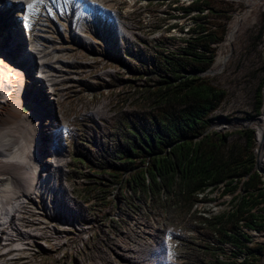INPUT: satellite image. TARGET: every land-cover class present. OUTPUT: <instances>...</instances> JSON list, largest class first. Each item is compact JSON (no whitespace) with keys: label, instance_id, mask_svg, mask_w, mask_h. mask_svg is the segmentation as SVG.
I'll list each match as a JSON object with an SVG mask.
<instances>
[{"label":"rangeland","instance_id":"374dc122","mask_svg":"<svg viewBox=\"0 0 264 264\" xmlns=\"http://www.w3.org/2000/svg\"><path fill=\"white\" fill-rule=\"evenodd\" d=\"M107 1L124 16V28L127 29V39L132 46L139 38L154 41L156 38L183 37L182 30L191 24V19L185 13L172 9L178 5L172 0ZM254 1L259 4L261 0H236L241 8L233 14L227 37L217 54L218 57L222 52L224 60L216 65V57L208 73L229 92L228 100L217 110L223 119L213 125L224 131L249 127L256 130L254 124L241 125V122L255 120L263 115L262 112L255 118H248L249 114H254L255 89L264 78V10L261 3L256 9ZM182 2L187 4L186 0H181L180 4ZM45 7L46 1H42V10L45 11ZM24 8L20 1L0 0V44H5H2V48L5 47L6 52V45L11 40L9 35L17 30ZM249 11L248 18L242 19L232 41L227 44L234 18ZM254 15H257V22L253 25L250 17ZM70 19H73V14ZM37 27L28 31L23 29V32L33 40ZM122 43L124 45L123 40ZM52 48L57 50L56 58L64 61L57 73L60 76L50 90L45 86V78L33 87L29 86L28 80L27 89L31 94L36 93L37 101L40 97L42 99L39 102L41 107L38 105L37 110L40 111L36 140L38 157L48 169H53V165H59L55 169H61V179L55 178V183H51L54 184L51 188L54 192L41 193L44 202L54 201L56 204L48 205L47 210L43 204L34 201L30 207L28 204L19 212L24 229L29 231L30 236L34 235L33 239L29 247L12 251L10 255L17 252L19 255L9 260L3 255L5 244L0 240V264H205L209 257H205V248L198 234L206 230L194 222L196 218L180 220L175 215H167V211L163 214L156 200L135 199L130 191L124 189L121 192V189L103 185L108 182L101 178L89 180L85 175L89 170L85 166L89 164L88 159L78 158L72 153L75 148L64 143L63 128L61 125L54 126L57 125V117L58 121L63 117L70 122V129L77 131L76 134L88 135L107 143V136L116 131L121 122L126 120V115L137 106L133 99L136 93L126 80L131 77L130 73L115 60L116 54L113 55L104 45L102 48L89 47L86 41L81 38L78 41L74 36L69 41L58 40L52 44ZM63 50L65 52L60 53ZM21 64L29 65L26 68L30 72L28 68L32 66L31 62L26 60L25 63L21 61ZM53 91L58 101L54 99ZM52 126L55 132H49ZM20 136L13 138L15 146V143L20 142ZM235 138L239 136L234 135ZM51 143L60 149V156L53 154ZM257 150L258 143L257 162L263 169L264 146L261 156ZM56 160L58 163H55ZM50 172L53 173L52 170ZM261 173L264 175V172ZM1 175L0 179L5 178ZM95 180L103 184L97 185ZM210 194L218 197L215 203L199 206L206 209L208 215L224 211L235 195H222L223 191H220V195L219 192ZM107 201L109 203L105 207L102 203ZM132 204L140 207L133 209L136 213L127 208V205L134 207ZM213 206L218 207L213 209ZM100 208L103 210L100 211ZM49 219L59 221H55L54 227L50 226ZM253 234L256 241H264V232Z\"/></svg>","mask_w":264,"mask_h":264},{"label":"trees","instance_id":"16d2710c","mask_svg":"<svg viewBox=\"0 0 264 264\" xmlns=\"http://www.w3.org/2000/svg\"><path fill=\"white\" fill-rule=\"evenodd\" d=\"M172 1L178 4L174 8L170 3L173 10L191 19L186 36L139 38L141 48L116 51L115 60L131 75L126 80L136 93L135 109L107 136V143L77 131L67 139L78 158L88 159L86 177L108 182L95 180L97 185L156 200L163 214L180 220L196 218L206 230L198 234L209 257L205 264H264V241H256L253 234L264 232V175L256 168V130L213 126L223 119L217 110L229 92L208 74L241 4ZM263 90L264 78L255 89L254 114L248 118L263 112ZM210 186L219 195H235L230 209L205 218L199 215L204 200L197 195ZM132 205L127 208L136 213L133 209L140 207Z\"/></svg>","mask_w":264,"mask_h":264},{"label":"bare ground","instance_id":"6f19581e","mask_svg":"<svg viewBox=\"0 0 264 264\" xmlns=\"http://www.w3.org/2000/svg\"><path fill=\"white\" fill-rule=\"evenodd\" d=\"M11 1H20L24 4L25 8L23 18H20L19 22L17 23V30H14V32H11L9 35L11 38L9 41L12 45L8 50L11 52L10 55L9 53L7 54L2 48V44L4 43L1 42L0 44V174L5 176V178L0 179V240H2L5 244L3 247V252H5L7 255H10L12 251L14 252L22 248L20 245L16 244L24 245L26 243L23 247H29L31 240L33 239L34 235L30 236L28 233H25V236H30V239H22V235H14L15 243L13 241L5 243V241H7V239H9L13 233L19 234L25 232L23 224L21 223L22 220L19 212H21L25 207L24 205L28 199L32 198L35 202L37 201L38 204H43L47 210L48 205L51 204L55 206L56 203H54V201L52 203L51 201L44 202L43 197H41V193L52 192L53 190L51 188L54 184L51 183H55V178L61 179V169H59L58 175H55L54 168L48 169V167L43 165L44 162H42L41 157H38V147L36 140L39 131L38 112L40 111L37 110L38 105L41 107L39 102L42 101V99L41 97H38L39 101H37L36 93L32 92L31 94V92H29L27 89L28 80L29 86L33 87L34 84L40 83L44 78L46 79L45 86L49 88V90L52 89L50 84H48L49 76H43V74L39 71L40 64L42 65V68L45 67V64H47L46 67H48V69L58 70V67L61 66V63L55 57V53L57 52L51 47H47V45L58 41V31H63V37H65V39L69 40L75 36L78 41L81 38L87 42L89 47L94 48H102L104 45V48L108 51H111L113 55L117 53V50L120 53H124L125 48L128 45L132 46V43L130 44L129 40L127 39V29L124 28V16L122 13H119L116 10L117 7L113 6L107 0H96L97 2H90V0H55V2H53V0ZM42 1H46L47 3L45 11L41 8ZM28 3H33V9H28L26 7ZM260 3L264 10V0H261ZM260 3L257 4L254 1L253 6L257 9ZM69 9L76 10V13L65 12ZM50 10L52 13L51 15H49ZM72 14L73 19H70ZM249 15L250 11L234 18L232 22L233 28L231 29V32L229 33L226 40L227 44H230L232 41V38L236 32V28H238V26L241 24L242 19L248 18ZM58 16L61 17H59L58 21H55L56 17ZM25 17H27V19H25ZM250 18L252 19L251 24L254 25L257 22V15H254L253 18ZM36 25L39 27H37L36 35L32 40V38L30 39V34V37L28 38L27 34L23 32V29L28 31ZM68 27L75 28L66 29ZM188 28L189 26L185 28L183 36H186ZM122 40L124 41V45ZM76 43L80 45V43ZM137 44L138 42H134V49ZM138 45L141 46V44ZM64 52L65 51L63 50V53ZM221 53L217 57L215 63L216 65H219L224 60V56H222ZM26 60H28V63H32V66L28 68L30 72L26 68L27 64H21V61L25 63ZM57 70L53 71L58 72ZM54 93L55 92L53 91V95L55 96ZM54 99L57 100L56 96ZM35 102H38L39 104ZM26 104L28 105L27 110L24 109ZM56 123L57 125H54L55 127H60L61 125L63 128V141L64 143L67 142L69 145L67 134L74 131L72 128L70 129V122L68 120H64L63 117H61L58 121L57 117ZM66 123H68V125H66ZM250 124H254L256 127V139L258 143L257 152L259 156H261L263 152L262 138L264 135V107L263 115L261 117L255 120L241 122V125ZM51 128L49 132H55L53 126ZM15 136L21 137L20 142L15 143L17 144L16 146L12 141ZM51 145H53V152L55 146L57 156H60L61 154H58L60 149H58L57 145H55V143H51ZM51 155L53 154L51 153ZM37 159L38 161L40 160L39 164ZM50 170L53 171L52 174ZM47 173L48 175H46ZM212 188L213 186H210L206 190L199 192L197 195L199 199L204 200L203 205L205 204V206L206 203H215V199H218L216 196H211L210 193L217 192ZM32 204L34 203H29V207ZM36 206L32 207L34 208ZM217 207L218 206H213V209H217ZM230 208L231 205L225 210ZM203 213H206V209H201L199 215L205 218H210L211 216L221 212H214V214L212 213L210 215L206 213L207 216ZM6 228L8 230H6ZM17 255H19L18 252L15 253L13 257Z\"/></svg>","mask_w":264,"mask_h":264},{"label":"built area","instance_id":"2783aa9c","mask_svg":"<svg viewBox=\"0 0 264 264\" xmlns=\"http://www.w3.org/2000/svg\"><path fill=\"white\" fill-rule=\"evenodd\" d=\"M90 2H97L96 0H90ZM65 12H75L76 13V10H67V11H65ZM59 17H61V16H58V17H56V20L55 21H58L59 20ZM71 28H75V27H68V28H66V29H71ZM58 40H63V41H69L68 39H65V37H63V31H58ZM55 42H57V41H55ZM54 42V43H55ZM52 44L53 43H50V44H48L47 45V47H51L52 48ZM53 49V48H52ZM55 50V49H54ZM56 52H57V50H55ZM60 53H63V51L62 52H60ZM38 55H41V54H38ZM56 57V56H55ZM55 60V59H54ZM54 60H48V61H54ZM58 61H60V63H61V66L60 67H58V70L57 69H48V67H46L47 66V64H45V67H43L42 68V65L40 64V72L43 74V76H49V83L48 84H50V87H53V82L57 79V77H59L60 75L59 74H57V73H59L60 72V68H62L63 67V64H64V61L63 60H60V59H57ZM47 61V62H48ZM53 70H57L58 72H56V71H53ZM56 72V73H55ZM53 154L55 155H57V151H56V149H55V146H54V152H53ZM55 158H56V156H55ZM61 158V157H60ZM55 163H58L57 162V160H56V162ZM57 166H59V165H54V174L55 175H58V172H59V169L60 168H58V169H55V168H57ZM31 202H34V199H32V198H29L28 199V201L26 202V204L24 205V206H28V204L29 203H31ZM23 210V209H22ZM55 221H59V220H51V219H49V224H50V226H54L55 227ZM17 225V224H16ZM64 226H69V225H65L64 224ZM71 227V226H70ZM25 233H28L29 235H30V233H29V231L28 230H25V232H22V233H19V234H17V233H13L10 237H9V239H7V241H5V243L6 242H11V241H13L14 242V235H22V239H30V236H25ZM15 243V242H14ZM26 244V243H25ZM25 244L24 245H21V244H16V245H20V247H23V246H25ZM39 246H41V245H39ZM3 252V251H2ZM3 255L4 256H6L7 257V259H16L15 257H13V255H6L5 254V252H3Z\"/></svg>","mask_w":264,"mask_h":264},{"label":"water","instance_id":"95a60500","mask_svg":"<svg viewBox=\"0 0 264 264\" xmlns=\"http://www.w3.org/2000/svg\"><path fill=\"white\" fill-rule=\"evenodd\" d=\"M24 109H25V110L28 109V105H27V104L24 106ZM262 146H264V135H263V138H262ZM256 168H257V170H258L259 172H264V169L260 168V166H259V161H258L257 164H256Z\"/></svg>","mask_w":264,"mask_h":264},{"label":"snow or ice","instance_id":"6c2138e0","mask_svg":"<svg viewBox=\"0 0 264 264\" xmlns=\"http://www.w3.org/2000/svg\"><path fill=\"white\" fill-rule=\"evenodd\" d=\"M53 2H55V0H53ZM26 7L28 8V9H33V7H34V5H33V3H28L27 5H26ZM52 13H51V10L49 11V15H51ZM25 19H27V17H25Z\"/></svg>","mask_w":264,"mask_h":264}]
</instances>
